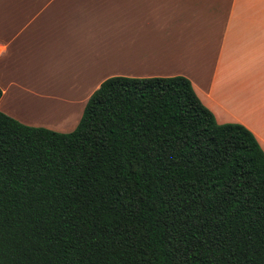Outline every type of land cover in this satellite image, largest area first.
<instances>
[{"label":"trees","instance_id":"trees-1","mask_svg":"<svg viewBox=\"0 0 264 264\" xmlns=\"http://www.w3.org/2000/svg\"><path fill=\"white\" fill-rule=\"evenodd\" d=\"M0 264H264V149L182 75L106 79L70 132L0 111Z\"/></svg>","mask_w":264,"mask_h":264},{"label":"crops","instance_id":"crops-1","mask_svg":"<svg viewBox=\"0 0 264 264\" xmlns=\"http://www.w3.org/2000/svg\"><path fill=\"white\" fill-rule=\"evenodd\" d=\"M189 78L264 149V0H0V111L70 132L110 77Z\"/></svg>","mask_w":264,"mask_h":264}]
</instances>
